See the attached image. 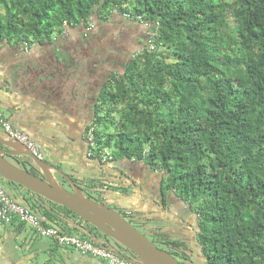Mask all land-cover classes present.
Returning a JSON list of instances; mask_svg holds the SVG:
<instances>
[{
    "label": "trees",
    "instance_id": "trees-1",
    "mask_svg": "<svg viewBox=\"0 0 264 264\" xmlns=\"http://www.w3.org/2000/svg\"><path fill=\"white\" fill-rule=\"evenodd\" d=\"M115 13L147 29L92 90V155L160 172L162 203L173 192L196 216L203 264H264V0H0V50L25 55L66 29L90 39Z\"/></svg>",
    "mask_w": 264,
    "mask_h": 264
},
{
    "label": "crops",
    "instance_id": "crops-1",
    "mask_svg": "<svg viewBox=\"0 0 264 264\" xmlns=\"http://www.w3.org/2000/svg\"><path fill=\"white\" fill-rule=\"evenodd\" d=\"M62 36L58 35L55 40L62 39ZM9 46L8 43H5L3 48L7 47L6 49H8ZM32 47L26 49L27 54L25 55L28 58L26 57L25 60L27 63L21 58L23 56L21 52L12 51V49H10L11 51L0 50V117H5L12 126L36 141L48 158L58 161H55L56 163L53 161L54 165L59 163L68 167L69 171L74 170L75 173L76 171H81L83 174L88 172L89 176H93L91 182L93 185L96 180L102 182L100 180L102 178L115 181V183L119 182L123 175H126L124 172L131 171L130 167L121 161L112 162L106 161V159L100 161L93 155H89V145L87 150L85 148L82 150L78 146V142L74 141L82 135V129L86 125V107L84 105L95 98L92 89L88 87L89 78L93 77L89 72V64L86 66L88 62L84 61V66L77 62L73 63L71 56L68 57L69 62H67L63 56L58 54L57 50L51 57H47L42 48L34 50ZM36 62L40 64V67ZM79 67L82 68V74L79 73ZM71 71L76 72L77 81L71 76ZM28 88H31V93L32 89L38 92L36 98L27 95ZM89 96L93 97L89 98ZM6 134L7 132L2 127L0 137ZM89 140L90 134L87 136L88 144ZM145 168L148 167L145 166ZM147 172L145 173L146 177L139 178L141 175H138L132 178L140 187L137 192L141 193V202L148 201L145 203L148 208H151L152 205L156 207L157 212L151 215H165L162 217L164 222L161 223V226H157L156 230L163 231L169 227L176 229V224L171 225L169 222V219L173 217V214L169 215V212H174L176 207L188 209V206L176 199L173 192L170 193L171 199L169 200V194L166 205H164L160 190L152 191L149 182L151 178ZM11 190L15 192V196L9 194L17 201H21L20 198H28L23 188L13 187ZM144 193H146V198L143 196ZM135 194L133 193V196L129 198L133 199ZM118 198L123 200L119 196ZM152 199L156 201L154 202ZM156 202L159 203V206H156ZM37 203L41 208H44V210L42 209L44 221H51L50 218L44 216L46 211L57 215L58 211L42 204L41 200L38 199ZM55 215H53V221L62 227L61 230L68 232L69 229H73L70 223L76 219L70 218L65 221L66 219H59ZM195 217L192 213V219L189 222L186 218L179 216L177 220L181 222L177 225L190 231L188 223L185 222L194 226L195 220L193 219ZM182 219H186L184 224H182ZM43 239L44 237H39L35 230L21 225L18 220L10 224L0 223V264H107V261L84 255L73 247L70 250L68 247H62L56 241L55 246L45 243L47 245H45L46 250L43 253L39 247V242Z\"/></svg>",
    "mask_w": 264,
    "mask_h": 264
},
{
    "label": "water",
    "instance_id": "water-1",
    "mask_svg": "<svg viewBox=\"0 0 264 264\" xmlns=\"http://www.w3.org/2000/svg\"><path fill=\"white\" fill-rule=\"evenodd\" d=\"M32 91L35 90L32 89ZM3 137H0V176L4 180L21 185L32 194L71 210L78 217L94 226L105 237L115 240L130 250L134 259L131 256L130 258L139 264H182L172 253L160 248L148 236L132 225L119 211L87 196L81 187L76 184L74 178L56 167L51 158L36 156L25 144L8 133ZM6 155H11L17 159L20 165L12 163ZM35 170L40 171L41 174L36 173ZM58 174L71 181L75 186L74 189H67L62 184V180L58 179ZM10 196L16 202L27 206L38 215H42L41 210L32 207L25 198L17 201L12 195ZM118 196V194H113L116 199ZM41 203L43 204L42 201ZM56 216L59 219H66L65 221L70 220V218L75 220L73 217L65 216L59 211ZM49 223L58 229L60 228V230L62 229L56 221L51 220ZM70 226L85 233L94 242L106 247L105 243L98 239V235L82 222L75 220L70 223ZM113 252L115 251L113 250Z\"/></svg>",
    "mask_w": 264,
    "mask_h": 264
},
{
    "label": "rangeland",
    "instance_id": "rangeland-1",
    "mask_svg": "<svg viewBox=\"0 0 264 264\" xmlns=\"http://www.w3.org/2000/svg\"><path fill=\"white\" fill-rule=\"evenodd\" d=\"M123 17H125V16H123ZM125 18H122L121 15H119L118 13H115V15H113L112 19L110 20V21L114 20L113 25L110 28L103 29L104 26H103V28L102 27L98 28V26H97V28H94V30H93V28H91L92 34H91V36H87V37H90V39L84 40V42L80 38L81 36L79 35V32H80L79 30L66 29V30H64L63 34H61V36L63 35L62 39L59 38V41L57 40V42H55V43H58V42L62 43L63 47L66 48L69 51V53L72 54L71 57L73 59V63L77 62V56L81 57L86 52L88 55L92 56L89 58L91 61H92V59L95 60L94 64L101 65L103 68H107V66L109 65V67H111L113 69V68L117 67L118 61L121 62L125 59L123 56L127 57L125 54L130 55L131 53H133L135 46L138 48L139 45H137L138 43H136L137 36L143 35V33L146 32V29H147L146 26H142L140 24L134 25V24H131V23L123 20ZM85 32H87V29L85 30ZM72 33H73V35H71ZM99 33L101 36H99ZM76 34H78V35H76ZM108 34L112 35V39L110 41L106 36ZM73 36H74V38H72ZM99 37H101V38H99ZM70 38H72V39H70ZM100 39H102V40L100 43H98V40H100ZM91 43H93V44H91ZM93 46L96 48V49L94 48L95 49L94 53H92V51H91ZM53 47L54 46H52L50 44H46V45L34 44L32 49L36 50V49L42 48L44 51V54L47 57H51L52 54L54 52H56L55 51L56 49H53ZM82 48H86L87 51H85V52L81 51V50H83ZM118 50H122L124 52L118 53L117 52ZM125 52H127V53H125ZM60 55L64 56V54L61 51H60ZM84 60H86V58L82 59L81 62H84ZM114 60H116V64H113ZM36 63H37V66L40 67V64L38 62H36ZM84 64H85V62H84ZM99 71H100L99 73H101L102 70H99ZM75 73H76L75 71L70 72L71 76L75 79V81H77L75 78V75H76ZM97 75H98V73H96L95 80H97L100 77V76L97 77ZM90 83H91V80H90ZM94 90L96 92H98L97 89L95 88V84H94ZM1 128H2V126L0 125V129ZM6 157L8 160H10L15 165H20L18 163V160L15 159L14 157H12L11 155H6ZM106 161H108V160L106 159ZM58 168H60L63 172L67 173L71 178H73L72 172L67 170L68 167L61 165ZM143 168L146 169L144 165H143ZM82 175L83 176H82L81 180H82V183H84V185L82 183H77V182H76V184H78L81 187V189L83 190V192L87 196L91 197L93 200H96L100 203L101 202L105 203L102 200V198L100 197L99 191H93L94 188L91 187V185H92L91 182H92L93 176L92 175L89 176L88 172H86L84 174L82 173ZM57 177H58V179L62 180V184L67 189H69V190L74 189V187H75L74 184L71 183V181H68L65 176L57 175ZM150 178L151 179L149 182L151 183L152 191L155 192V190H156V192H158L157 185H159L158 182L161 180L160 172H151ZM133 181H135V179H133ZM0 183L4 187V189L8 193H11L13 196H15L14 195L15 192H13V190H11L13 187H17V189L23 188L21 185L15 184V183L10 182V181H6L3 178H0ZM143 183H144V181H143ZM144 184H145V186H147L146 183H144ZM132 187L133 186H130V190L132 189L134 194L136 192V194L134 195L132 200L138 202L139 205L138 206L137 205L130 206L129 210H134L135 213H138L142 216L147 215V213L150 211L151 212L155 211L156 210L155 206L152 205L151 208H148L147 206H145V203L146 202L148 203V201L141 202L142 201L141 193L139 194L137 192L140 189V187H138V186L133 187V188ZM24 190L26 191L27 196H28V198L26 199L28 201V203L33 202V203L38 204L37 201L39 199L43 202V204L49 206V208H53L56 211H59L61 214L68 215V216H71V217L76 219L75 216H73L70 212L66 211L62 206L55 204L49 200H46V199H44L38 195H34L29 190H26V189H24ZM132 194L133 193H131V195H129V196L126 195L124 197L119 195V197H121L123 200H126V199L128 200L129 197L133 196ZM144 194L145 195H143V196L146 198V193H144ZM38 197H40V198H38ZM20 199L23 200V198H20ZM170 199H171V194H170L169 200ZM152 200L154 202L156 201L155 199H152ZM105 204L110 206L111 208L117 210V208L114 205H110L109 203H105ZM156 206H159V203L156 202ZM178 206H180V205H178ZM178 208L176 207L174 212H169V215L173 214V217H172V219H169V222H171L173 220H177L179 218V216H182V217L186 218L187 220L192 219V213L190 212L189 209L182 208V207H180V209H178ZM163 216H165V215H162V217ZM167 218H170V217L167 216ZM186 219H184V221ZM128 221H130V223H132V225H134L137 229H139L146 236H148V238L150 240H152L154 243H156L160 248L168 250V248L166 246L167 244L165 242L173 244L172 242L164 241V240L160 241L158 239L159 236H163L166 239L170 238V236H168V234L166 235L165 233H163V232H165V230L150 232V230H148L146 227H142L139 225L141 221L140 222H139V220L134 221L131 218H128ZM82 222L84 225H87L91 230V226H89L85 221H82ZM171 225H174V224H171ZM188 226L190 227L191 234L193 232H195L193 224L188 223ZM170 228H173V227H170ZM28 229L33 230L29 226H28ZM97 235H98V239L103 241L105 243L106 247L110 248L112 251L114 250L118 255H120L122 257H127V256L130 257L131 256L134 259L132 252L130 250H128L127 248H125L123 245L119 244L118 242H116L113 239L105 237V235L101 234L100 232H97ZM45 243H50L51 245L55 246V244H54L55 240L53 238L44 237L43 241L39 242V247L41 248V252H43V253H45L44 251L46 250L45 245H47V244H45ZM197 245L199 246L198 243H195L192 245V248H190V255L192 256L191 261L193 262V264H203V258L201 256V252H200L199 247ZM67 247L69 250L72 249V247H70V246H67ZM170 253L174 254V256L176 255L175 257H177L178 260L182 264H186L185 262H187V261L185 258H182L180 255L174 253L173 250Z\"/></svg>",
    "mask_w": 264,
    "mask_h": 264
},
{
    "label": "flooded vegetation",
    "instance_id": "flooded-vegetation-1",
    "mask_svg": "<svg viewBox=\"0 0 264 264\" xmlns=\"http://www.w3.org/2000/svg\"><path fill=\"white\" fill-rule=\"evenodd\" d=\"M71 35H73V33ZM76 35H78V34H76ZM72 38H74V36ZM72 38H70V39H72ZM80 38L83 42H84V39L87 40V38H85L83 36ZM58 41H59V39H58ZM55 42H57V40H55L54 43H52L51 45L54 46L53 49H56L58 51V53H60V51L62 53L67 52L68 57H70L72 55L71 53H69V51L66 48L63 47L62 43H60V42L55 43ZM82 49L83 50H81V51H83V52L87 51L86 48H82ZM25 57L26 56L23 55L21 58H23L25 60ZM78 57L79 56H77V64H81L82 66H84L83 65L84 62H81V61H82V59H85V58H86V60H84V61L88 62L86 64V66H88V64H89V72H91V75L93 77L89 78L88 87L92 90L94 89V84H95V88L99 87L104 82V78L108 74V66H107V68H103L101 65L94 64L95 60L92 59V61H91L89 58L92 56L88 55L86 52L83 54V56H81L79 58ZM123 57L126 58L125 56H123ZM25 62L27 63L26 60H25ZM99 70H102L101 73H99L100 72ZM79 73L82 74V68H80V67H79ZM96 73H98L97 77L100 76L97 80H95ZM90 80H91V83H90ZM37 93L38 92H35V91L34 92L32 91V93H31V88L30 89L28 88V94H27L28 96H34L36 98ZM92 97L89 96V98H92ZM91 100H90L91 101L90 106H89L90 101L88 103H85V105H84L86 107L85 116H86L87 120H86V125L84 126V129H82L83 130L82 135L80 137H77L76 140H74V141L78 142V144H79L78 146L80 148H82V150H83V148H85V150H87V148H88V145H89L88 141H87L88 132L86 129H87V126L90 125L91 121L94 118V107H95L96 101H95V98H92ZM44 157L48 158V156L45 153H44ZM53 161L55 162L57 160L54 159ZM121 163L130 167L131 171L128 173L124 172L126 175L124 176L122 174L123 178L117 183H115V181H108L106 178L100 179V180H102V182H100V181L98 182V180H96L95 185H91V187L94 188L93 191H99V194H100V197L102 198V200L105 203H109L110 205H114L117 208V210L127 219L131 218L134 221H136V220H139V222L141 221L139 225L142 227H146L148 230H150V232L160 231L161 229L156 230L157 229L156 227L161 226V223L164 222V220L162 219V216L160 214L151 215V214H155L157 212L156 210L152 211V212L150 211L147 213V215L142 216L138 213H135L134 210H129L130 206H135V205L138 206L139 205L138 202L132 200L131 198L130 199L128 198V200H119V198L116 199L113 197V194H118V195H121L122 197H124L127 195V191L130 190V186H133V187L138 186V184L132 180V178H134L135 176L141 175L139 178L146 177L145 173L147 172V169H144L143 165L140 162L121 160ZM55 165H56V167L61 166V164H59V163L55 164ZM148 170H149V172H147V174H148V176H150L152 171L150 169H148ZM35 172L38 174H41V172L38 170H35ZM70 172H72V177L74 178V180L77 183H82L81 178L83 175H82L81 171H79V172L76 171V173H75L73 170ZM158 183H159V185H157V187H158V190H160L161 180ZM82 184L84 185V183H82ZM115 189H117L119 191H117ZM130 191H131V193H134L132 191V189ZM127 196H129V195H127ZM180 222H181L180 220H173V221H171V224H178ZM184 222L182 224H184ZM189 222H191V220H189ZM185 223H187V222H185ZM163 233H165L166 235L168 234V236H170V238H167V240L169 242L173 243V244H170L171 246H169V245H166V246L168 248H170L171 250H173V252H175L176 254H179L182 258H185V257H183V254H185V253L188 254L189 259L187 261L189 263H191L192 262L191 261L192 256L190 255V248H192L193 244L197 243L195 240L193 242L191 241L192 238L190 236H192V234H188L191 232L186 231L185 228H183V226L176 225V229L169 227ZM198 247L200 250V246H198ZM185 259H187V258H185ZM192 264H193V262H192Z\"/></svg>",
    "mask_w": 264,
    "mask_h": 264
},
{
    "label": "built area",
    "instance_id": "built-area-1",
    "mask_svg": "<svg viewBox=\"0 0 264 264\" xmlns=\"http://www.w3.org/2000/svg\"><path fill=\"white\" fill-rule=\"evenodd\" d=\"M153 48L154 47H152V49ZM0 125L8 134L25 144L36 156L41 158L44 157L42 147L26 133L12 126L6 118H0ZM90 135L89 145L94 146L95 142L93 141L92 133ZM92 154L93 152L90 147L89 155ZM104 157V159H107L106 156ZM15 220L31 227L39 237H51L62 247H73L84 255L105 260L107 264H139L136 261L118 255L110 248L96 242L61 231L54 226L44 225L35 212L25 205L16 202L0 183V223L10 224Z\"/></svg>",
    "mask_w": 264,
    "mask_h": 264
}]
</instances>
